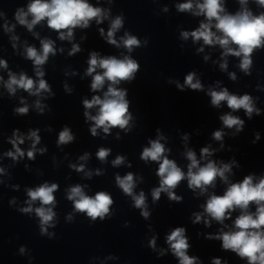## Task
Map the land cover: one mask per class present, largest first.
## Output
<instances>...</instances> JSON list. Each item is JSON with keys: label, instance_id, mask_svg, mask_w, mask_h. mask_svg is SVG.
<instances>
[{"label": "clouds", "instance_id": "9594fccd", "mask_svg": "<svg viewBox=\"0 0 264 264\" xmlns=\"http://www.w3.org/2000/svg\"><path fill=\"white\" fill-rule=\"evenodd\" d=\"M111 2V0H110ZM249 0H239L241 9L235 14L228 13L224 6V0H202L196 3L193 0H186L184 3H178L176 8L179 12H191L195 16L203 15L205 21H202L197 29L194 31H182L180 38L187 40L189 37L193 42L203 41L204 45H219L222 52L223 62L220 63V69L226 71L227 57L229 55L239 57L240 63L238 67L245 75H251V68L253 66L252 54L254 50L264 48V11L258 15L247 7ZM260 8H264V0H254ZM168 9L165 8L164 11ZM4 13L0 11V17H4ZM109 12L101 7L93 6L88 0H30L25 10L24 7H19L15 12V21L22 26H25L29 32L41 21L46 19L48 28L55 30L59 34L60 40H73V30L77 27L88 28L90 21L95 19L97 24L107 19ZM31 17V19H29ZM123 15L116 16L110 24V27L105 35L104 29L99 30L100 35L112 45L117 48L123 46L128 53H131L135 48L142 46V42L136 36L124 33L119 41L115 38V33L123 27ZM16 24H9L7 20L4 21L3 30L5 33H12ZM213 28L215 31H213ZM37 36V33H33ZM12 47L16 48V41L19 37L12 35L10 37ZM148 43L147 39L143 41V46ZM41 48L38 51L34 46H26L24 55L26 59L33 62L36 80L27 76L24 72L19 75L8 71V79L4 81L0 76V82H3L4 87L10 95H15L17 89H23L29 95L41 97L43 93L54 95L51 91L50 85L43 79L45 72L43 65L48 61L49 55H56V48L54 41L51 39H41ZM230 45H235L233 48ZM203 47L197 49L202 52ZM62 52L63 49L61 48ZM81 51L78 44L73 43L68 55H74ZM208 59L207 56L204 57ZM88 67L85 75L91 76V90L93 92L101 91L107 82V90L103 92V96L93 95L89 100H83L84 118L85 122L91 121L89 131L93 137L97 136L98 129H102L103 133L109 134L112 128H119L124 132L131 131L130 121L133 120L132 114L129 112V101L126 99L127 90L117 87L122 81L131 82L135 79V74L139 71V63L131 58L130 55H123L122 59L115 56L101 57L99 53L93 51L89 54L87 61ZM0 68L7 69L8 64L6 60L0 59ZM97 69H101L98 72ZM67 75V73H65ZM75 75V73H72ZM232 80H236L235 73H229ZM195 81V82H194ZM176 86L181 91L185 87L193 90H203V85L200 80L196 78L195 72H189L184 83L176 82ZM66 92H71L72 89L67 84L64 85ZM259 88V86H258ZM211 97V104L213 107H220L221 102L225 101L228 108L233 111L243 109L249 119L252 118L253 113L261 114V110L255 106L252 96L244 94L238 96L230 94L227 88L216 91L209 88L208 93ZM23 107L14 109V113L18 115H26L29 112L28 104L21 99ZM36 110L43 114L45 105L37 99L34 103ZM96 108V114L92 115L89 110ZM220 120L226 128H233L235 126L236 133L243 130L244 120L231 113L222 115ZM39 130H29L27 137L21 135L18 130H14L12 137L8 142L12 144L14 151H7L5 156L10 157L16 161L23 158L25 154L29 159H35V152L39 151L43 154L46 149H37L36 145L40 142ZM157 138L149 140V147H145L140 154V159L147 163L148 161L157 162L159 167L156 175L159 179V187L151 190L153 203L160 200L161 193H165L169 201L180 202L181 196L175 194V189L181 181L187 180L188 188L195 192L199 189V194L203 195L208 192V188L215 187L217 177L220 178L227 188L222 196L211 194L206 203L201 205L203 213H193V224H198L203 221L206 227L211 226V222L215 220L220 224H224L226 219H231V215L237 209L240 214L233 221L234 230L223 231L217 234H207L206 239L221 241V248L225 251L230 250L235 253L240 259L246 260L247 264H264V175L256 178L250 174L238 183H229L226 173H230L232 165L236 164L233 159L231 163L220 162L218 165L215 161L209 160L208 157L212 155L213 150L209 147L201 149V160L206 163L201 165L200 160L197 159L196 153L188 149L185 152V157L189 161L187 165V172L185 173L177 165L174 160H171L165 155L169 149L165 148L161 140L165 137L159 134L157 129ZM225 133L221 130L213 132L212 136L217 141H222ZM117 134V139H119ZM25 139L32 141L31 148L25 153L19 145L23 144ZM187 141L188 136L183 137ZM260 139V134H255L254 144ZM74 140V136L70 129L65 126L59 132L57 146L66 145ZM223 147V145H221ZM111 149L100 148L96 156L101 162H105L110 154ZM89 154L85 153L79 157L81 161H87ZM125 162V157L117 155L112 161L114 167L120 166ZM69 167L77 172H84L85 176L91 178L93 173L91 171L85 172V165L83 163L70 164ZM131 167V165H129ZM4 173V169L0 168V174ZM97 176L102 175L101 170L97 169ZM254 180L256 181L254 183ZM116 185L122 190L123 194L131 197L133 207L140 210V215L147 220L150 216L148 205L146 203V196L143 191L135 194L136 180L133 173L129 172L123 177L119 174L115 177ZM18 187V186H15ZM56 183H43L36 188H28V199L25 201L26 207L17 209L22 214L31 215L35 213L38 218L39 235L53 239L55 233L49 232V228L56 227V212L53 210L56 206V198L54 193L58 189ZM86 186L79 184L67 189V200L72 202L73 211L66 216L68 222L73 221L74 213L86 214L90 220V225L94 224L99 218L103 222L106 218L110 219L113 213L110 208L114 201L110 193L106 191L96 192L94 196H89L84 191ZM39 201L40 206L33 207L35 202ZM14 204L15 199L10 201ZM255 205V212L250 211V205ZM127 222L125 227H127ZM227 227V226H225ZM186 229L184 227H176L166 236V243L169 246L171 253L178 259L179 264H201L199 258L196 256H189L188 249L190 244L188 237L185 235ZM148 247L156 251V237L153 236L149 242ZM21 254H24L25 247H20ZM164 249L159 250V256L165 255ZM112 258V257H109ZM211 264H222L219 257H214ZM227 264V261H223Z\"/></svg>", "mask_w": 264, "mask_h": 264}]
</instances>
